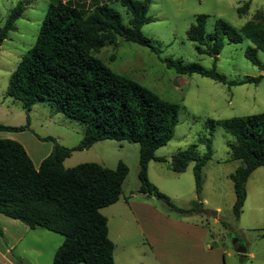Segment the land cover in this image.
<instances>
[{"label": "rangeland", "instance_id": "374dc122", "mask_svg": "<svg viewBox=\"0 0 264 264\" xmlns=\"http://www.w3.org/2000/svg\"><path fill=\"white\" fill-rule=\"evenodd\" d=\"M245 1L150 0L147 17L151 21L142 26L141 32L160 51L159 55L120 38L117 39V45L106 46L94 54L112 72L179 107L173 136L165 146L155 151L154 156L160 161H150L146 173L150 183L168 197L175 207L186 211L193 202L202 204L197 213L181 214L171 211L155 197L138 193L137 144L103 140L89 149L73 151L63 162L66 169L82 163H96L114 169L119 162L123 163L128 173L119 200L133 193L135 197L132 201L147 206L142 212L157 222L146 226L145 222L143 225L136 222L134 215L127 209L117 212L113 206L101 209L100 213L108 219L109 239L115 245V264H158L155 256L144 245L142 226L149 233L160 232L165 244L172 243L162 249L164 264L264 262V167L257 168L248 177L245 200L240 216L236 219L232 211L235 196L229 175L241 162L230 157L229 143L232 138L220 126H216L211 136H208L205 126L208 119L223 121L264 113V54L257 52L262 65L258 68L244 57L246 48L251 46L248 40L239 44L225 41L215 63L218 73L227 80L262 77L257 84L231 87L197 74L176 75L160 60L172 58L182 64L194 63L210 69L213 59L195 52L194 44L186 38L188 28L198 15L207 16V33L213 31L216 19L238 30L257 13H262L264 17V0H252L248 12L238 16L236 10ZM18 2L25 4L24 12L0 46V125L27 126V129L17 133L0 132V139L21 144L32 163L36 164L47 157L53 147L52 142L42 139L51 138L65 148H75L82 140L84 127L63 113H55L42 102L34 104L30 112L26 113L19 101L6 96L9 77L22 56L34 45L50 0H0V29ZM104 2L109 0H83L79 6L89 11L96 3ZM108 4L122 15L126 23V10L118 1ZM205 138L210 139L212 154L201 169L202 190L198 199L193 178L194 163H189L181 173L173 172L169 163L174 154L192 145L196 146L195 153L201 157L206 152ZM190 225L200 227L205 232L203 241L207 249L200 248L197 262L186 255L193 251L195 244L185 234L180 235ZM212 240L214 244L210 243ZM233 240L240 241L246 251L244 254L234 252ZM62 241L63 237L59 234L41 228L30 230L21 222L0 215V264H52ZM251 253L253 259L249 257Z\"/></svg>", "mask_w": 264, "mask_h": 264}, {"label": "trees", "instance_id": "16d2710c", "mask_svg": "<svg viewBox=\"0 0 264 264\" xmlns=\"http://www.w3.org/2000/svg\"><path fill=\"white\" fill-rule=\"evenodd\" d=\"M83 0H50L34 45L20 59L10 75L6 96L19 101L26 113L36 103H46L55 113H63L84 127L81 142L65 148L51 138L52 151L37 168L23 146L0 139V215L24 224L28 229L41 228L63 237L52 264H114V246L108 238L107 220L100 210L116 203L128 168L121 162L114 169L96 163H82L64 168L63 162L73 151L89 149L99 141L111 140L137 144L139 158L138 193L155 197L173 212L197 213L202 204L193 202L181 210L160 193L147 177V165L158 160L154 153L172 138L179 107L159 98L138 83L112 72L94 54L117 39L160 51L146 38L141 28L149 23L150 0L118 1L126 10L127 21L109 2L96 3L89 11L79 5ZM246 0L237 8L238 16L248 12ZM18 2L0 29V46L24 12ZM206 15H198L188 28L186 38L198 55L213 59L210 69L199 64H182L172 58L160 59L176 75L197 74L219 84L240 86L257 84L262 77L227 80L216 71L215 63L224 42L239 44L248 40L244 57L261 68L257 52L264 54V17L257 13L240 29L216 19L213 31L206 32ZM208 136L216 126L232 138L230 157L241 164L229 175L235 201L234 217L239 218L245 200V184L259 167H264V113L234 117L223 121L206 120ZM27 129L0 125V132L17 133ZM206 152L195 153V145L174 154L169 168L184 172L193 162L195 192L202 190L201 169L211 158V142L204 139Z\"/></svg>", "mask_w": 264, "mask_h": 264}, {"label": "crops", "instance_id": "0c3cea01", "mask_svg": "<svg viewBox=\"0 0 264 264\" xmlns=\"http://www.w3.org/2000/svg\"><path fill=\"white\" fill-rule=\"evenodd\" d=\"M6 133H9V132H6ZM43 159L39 160L36 164L33 162L34 167L37 168L39 166L40 162ZM134 197L135 196L133 195V193H129V196H126V197L124 196L122 198V200L118 199V201L116 203H114V204H112L110 206H113V208H115L116 212L119 211V209H123V210L127 209L128 212H130V213H132L134 215V218L136 219V222H140L142 225H143V222H145L146 226L149 223H157L156 221H152V219L150 218L152 216H147V213H144V211L142 212V209H144L147 206H145L142 203H139V202H135L134 203L132 201V198H134ZM158 217H161V216H158ZM160 219H162V218H160ZM106 220H107V223H108V219L107 218H106ZM146 221H147V223H146ZM142 229L144 230L143 233L145 235L144 236L145 237L144 238V245L147 246V248H149L150 253L155 256L156 262L158 264H164V260H163L164 254H163L162 249L165 246L171 245L172 243L165 244L164 239L162 238V234L160 232H154V233L150 232L149 233L147 231V229L145 227H143V226H142ZM107 231H108V228H107ZM184 234L187 236V238H189V240H191V242L193 244H195V247H194L193 251H191L188 254L186 253V255L197 262V260L199 259L198 255H199L200 248H202V250L206 248L204 246L205 242L203 241V239L205 237V232L200 227L198 228V227H196L194 225H190V226H187V229H186V231L184 233H180L181 236L184 235ZM108 238H109V235H108ZM210 243L214 244V240H212V242H210ZM112 244H113V242H112ZM113 246L115 248L114 244H113ZM57 249H58V247H57ZM249 257H250V259L254 258L252 253L249 254ZM113 259H114V249H113ZM114 264H115V262H114ZM262 264H264V262Z\"/></svg>", "mask_w": 264, "mask_h": 264}, {"label": "water", "instance_id": "95a60500", "mask_svg": "<svg viewBox=\"0 0 264 264\" xmlns=\"http://www.w3.org/2000/svg\"><path fill=\"white\" fill-rule=\"evenodd\" d=\"M232 247H233L234 252L237 253V254L245 253V248L242 247L240 241L233 240L232 241Z\"/></svg>", "mask_w": 264, "mask_h": 264}]
</instances>
